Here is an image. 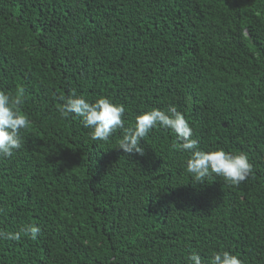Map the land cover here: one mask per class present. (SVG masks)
Wrapping results in <instances>:
<instances>
[{
	"label": "trees",
	"instance_id": "1",
	"mask_svg": "<svg viewBox=\"0 0 264 264\" xmlns=\"http://www.w3.org/2000/svg\"><path fill=\"white\" fill-rule=\"evenodd\" d=\"M225 39L241 74L221 90L205 80L226 73ZM245 48L259 56L240 60ZM263 81L264 0H0V91L31 121L23 147L0 159V231L41 229L0 240V264H190L192 253L209 264L222 251L264 264V107L251 102ZM73 92L122 104L126 128L175 106L200 150L244 153L252 173L195 183L191 153L159 125L143 154L118 147L123 130L94 141L59 112Z\"/></svg>",
	"mask_w": 264,
	"mask_h": 264
},
{
	"label": "clouds",
	"instance_id": "2",
	"mask_svg": "<svg viewBox=\"0 0 264 264\" xmlns=\"http://www.w3.org/2000/svg\"><path fill=\"white\" fill-rule=\"evenodd\" d=\"M197 8L198 13L207 11L210 8V2ZM214 26L211 25L209 28L213 30ZM162 38L163 34H160V40ZM226 46L225 39L222 46L223 58L220 61L222 63L215 62L212 57L204 61V65L213 66L216 70L219 63L221 68L226 69V73L220 72V76L216 74L205 80L221 90L224 86L236 88V80L241 74L238 64L231 65L225 60L224 49ZM191 48L195 50L197 57L201 56L198 48ZM245 51L246 48L238 53L240 60L259 56H246ZM259 86L263 87L264 81ZM255 97L251 99V102L259 107H264V99ZM61 99L63 100V105L59 109L61 116L67 118L69 115H75L82 118L83 126L91 130L90 138L92 140L107 142L117 130H123V137L118 147L127 154H143L141 140H144L150 131L158 125L171 130L179 141L176 148L191 153L186 161V172L194 178L195 183H206V178L215 174L226 183L239 185L252 173L253 165L244 153L234 154L223 148L200 150L197 140L193 138L192 127L175 106H169L166 111L159 108L144 111L136 116L134 126L126 128L125 107L122 104L114 103L108 97H100L94 102H90L84 96L73 92L69 97ZM21 105V98L0 91V159L13 157L15 152L23 147V133L27 131L31 121L27 114H22ZM40 232L39 226L29 225L15 233L0 231V240L19 241L22 236L35 240ZM188 259L190 264H202L201 257L197 253H192ZM209 264H243V262L238 256L228 251H222L215 253L210 258Z\"/></svg>",
	"mask_w": 264,
	"mask_h": 264
}]
</instances>
